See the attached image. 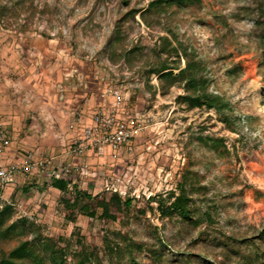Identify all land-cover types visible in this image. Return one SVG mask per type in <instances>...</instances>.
<instances>
[{"label": "rangeland", "instance_id": "1", "mask_svg": "<svg viewBox=\"0 0 264 264\" xmlns=\"http://www.w3.org/2000/svg\"><path fill=\"white\" fill-rule=\"evenodd\" d=\"M150 2L0 0V76L10 74L5 62L25 58L35 69L26 82L37 95L25 110L18 104L14 110L0 83V119L10 134L0 163L22 167L31 153L32 164L0 180V264L18 261L10 254L26 241L44 256L63 252L65 264L85 254L92 264H169L170 250L201 252L202 238L220 262L219 239L256 235L264 227V93L260 99L256 92L259 85L264 92L258 70L264 15L255 0L144 11ZM21 41L46 50L18 57ZM60 58L76 70L59 79L53 61ZM164 61L180 68L199 62L198 75L216 104L182 100L186 80L152 71ZM100 103L115 105L137 129L131 150L117 158L106 146L70 151ZM82 161L98 176L60 170ZM123 173L116 200L99 178L113 182ZM60 176L86 194L51 184ZM178 196L189 198L192 222L157 208Z\"/></svg>", "mask_w": 264, "mask_h": 264}, {"label": "trees", "instance_id": "2", "mask_svg": "<svg viewBox=\"0 0 264 264\" xmlns=\"http://www.w3.org/2000/svg\"><path fill=\"white\" fill-rule=\"evenodd\" d=\"M257 4L258 11L264 15V0H255ZM201 0H151L148 7L144 9V11L153 10V11H162L167 12V9H176L179 10L184 8L188 5L198 4ZM173 10L172 12H174ZM261 35L258 37V41L260 43V50H261V58L263 61L258 64V70L262 71V82L264 83V24L262 26ZM12 37V36H11ZM13 39H9V42L6 44L7 46L13 45ZM130 50L127 52L129 53ZM70 59L68 60V62ZM68 62L62 63L60 66V73L65 71L70 67ZM72 67V66H71ZM201 67L199 62H195L193 65L187 64L185 67L180 68L173 66V64H169L168 62H161L155 68H153V72L158 75V77L164 78H175L179 77L181 80H186L185 84V92L184 94L180 95L179 97L184 100L188 101L196 106L206 105L208 107H212L216 104V100L212 94H209L205 90L204 82L206 81L203 77L198 75L199 68ZM172 69H178L177 74L172 73ZM259 85V84H258ZM200 87V92H189L190 88H197ZM256 92L259 93L260 99L263 96L262 87L259 85L256 88ZM102 105L97 104L96 106ZM120 113V110H118ZM121 114V113H120ZM4 129L6 136H8L9 132L7 127L4 124ZM10 135V134H9ZM28 154V153H27ZM51 184L58 185L59 188L63 192H68L70 189L73 190L74 194H81L85 195L86 192L80 190L76 184V182L70 183V181L65 176H60L55 179H50ZM105 191V189H103ZM102 191V192H103ZM108 191V190H106ZM111 196L116 200H121V193L119 191L111 192L109 191ZM88 195L87 197H89ZM154 199V198H151ZM130 197L127 196L123 202L128 204L130 202ZM187 201L189 198H183L178 196L175 198L173 202L170 203L168 208H164L160 202H157V208L161 210L164 214L170 215L171 213H177L178 216L183 218L188 222H192L190 209L187 206ZM84 207V206H83ZM85 208V207H84ZM91 215V214H89ZM204 239V247L201 252H191L190 250L185 251H171L170 254L172 259L170 260L169 264H174L176 261H185L186 264H264V227L258 232L256 235L251 236H242L241 238L231 237L229 240L227 238H222L218 240V245H222L224 248V259L220 262L215 261V258L212 253L209 252L210 246L209 243L206 242V238ZM166 247V246H162ZM45 250H48L49 247H45ZM44 250V251H45ZM10 257H15L19 259L18 261L9 260L2 261L1 264H65L64 260V253H55L49 252L46 256L37 250L35 244L31 242H24L23 244L17 246L15 249L12 250ZM76 264H92L91 259L88 255L85 254Z\"/></svg>", "mask_w": 264, "mask_h": 264}, {"label": "built area", "instance_id": "3", "mask_svg": "<svg viewBox=\"0 0 264 264\" xmlns=\"http://www.w3.org/2000/svg\"><path fill=\"white\" fill-rule=\"evenodd\" d=\"M113 95H118L117 90L109 89ZM119 99V97H117ZM117 99V101H118ZM118 105V102H116ZM91 125L83 126L79 137L75 139L70 151L75 154H83L86 149H98L106 146L112 152V156L117 158L120 153H127L131 150V143L133 141L136 128L131 126L128 121L120 115L115 105L105 108L104 105L95 106L91 115ZM8 144V139L5 135L4 122L0 119V154ZM31 154H27L21 168L29 169L32 164L30 162ZM84 158V157H83ZM37 163H43L39 160ZM20 167L16 165L3 166L0 163V180H8L14 173L19 172ZM68 176L79 177H97V173L91 169L86 161L78 162L74 165L63 164L60 169ZM70 174V175H69ZM123 175H118L113 182H109L100 177V186L102 189L121 193L120 187L123 186ZM70 181V180H69ZM70 183H72L70 181ZM125 188V187H124ZM123 191H126L123 189Z\"/></svg>", "mask_w": 264, "mask_h": 264}, {"label": "crops", "instance_id": "4", "mask_svg": "<svg viewBox=\"0 0 264 264\" xmlns=\"http://www.w3.org/2000/svg\"><path fill=\"white\" fill-rule=\"evenodd\" d=\"M23 36V35H22ZM25 38V37H24ZM23 39V38H22ZM26 39V38H25ZM45 51L44 48H41L39 46H37V44L35 43H24L23 41L16 43V54H18V57H22V55L28 56L31 52L33 53V51ZM19 53H21V55H19ZM69 59V58H68ZM68 59L60 58V61L54 60L53 61V65L55 66V71L60 73V66L62 65V63H65L68 61ZM29 63L26 62L25 58H16L15 60L7 61L4 64V67L7 69V72H10V74H2L0 76V83H2V85L4 86V92L6 94V97L4 98V100L6 101L5 104L9 105L10 104V108H14V110H16V108L14 106H16L17 104L19 106H22V108L25 110L27 105V100L29 98H33V101H36L37 95L34 94V88L31 87L30 88V84L28 82H26L28 79L27 75L29 72H33L35 71V69H29L30 67L28 66ZM31 66V65H30ZM76 69H73V67H69L68 69H66L65 71H63L61 74H58L59 79L62 77H67L69 75L72 74V71H75ZM16 77V78H15ZM29 84V85H28ZM37 85V83H35ZM38 87H36L37 89ZM62 96L60 95L59 99H61ZM19 100V101H17ZM11 102V103H10ZM65 104V103H64ZM17 105V106H18ZM75 108L72 107H68V110H73ZM76 110V109H75ZM57 145H63L65 147L66 142L62 144L58 141ZM65 153H68L69 150L64 148ZM64 153V154H65ZM29 154V153H28ZM31 154V153H30ZM53 157V156H52ZM42 160V159H40Z\"/></svg>", "mask_w": 264, "mask_h": 264}]
</instances>
